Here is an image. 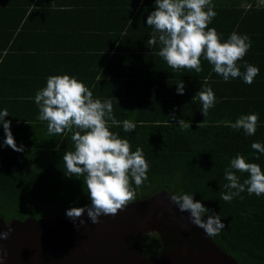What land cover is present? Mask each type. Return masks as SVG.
Returning a JSON list of instances; mask_svg holds the SVG:
<instances>
[{
    "label": "trees",
    "instance_id": "1",
    "mask_svg": "<svg viewBox=\"0 0 264 264\" xmlns=\"http://www.w3.org/2000/svg\"><path fill=\"white\" fill-rule=\"evenodd\" d=\"M71 5L68 0L61 3L56 0H0V65L5 64L7 81L11 88H16L13 98L35 105L30 107L26 118L4 117L11 122L15 142L18 147L23 146V151L0 147V217L9 222L66 215L70 207L91 203L83 178L65 175L63 155L74 150L72 133L65 131L62 135L49 136L47 121L38 119L39 107L35 103L36 92L46 86L49 76L68 74L97 95H93L94 99L102 102L111 99L113 115L120 124L110 130L128 139L133 151L137 147L143 149L150 168L148 179L136 189L134 201L161 190L172 195L193 193L195 200L216 212L225 224L218 235L211 236L213 242L232 255L237 264H264V194L249 195L244 191L231 202L221 199V193L228 191L224 188L228 183L225 169L237 153L247 162L259 164L264 171V153L251 147L254 141L264 144V4L251 0L245 8L214 6L216 16L209 24L223 33L229 31L224 21L240 22L237 33L247 34L252 43L245 57L237 62L238 66L244 72L247 61L259 68L251 84H246L242 77L225 81L213 71L214 66L201 57L202 71L199 73L170 67L178 73L167 78L169 86L176 87L183 81L188 84L187 90L182 95L177 90L159 93L158 97L164 100L158 101L159 104H150L152 97L147 101L138 99L139 92L134 91L138 78L134 72L145 65L151 66V62L155 67H164L167 63L156 54L159 51L121 45L126 28L106 34L110 42L108 47L104 44L99 50H91L85 43L68 44L58 51L60 48L53 43L68 38V34H60L57 26L51 37L54 20L51 12H64ZM138 15L133 14L135 18ZM254 18L260 27H250ZM243 19L249 22V27L243 25ZM121 48L135 50V53L122 59V55H116ZM115 63H120L116 73ZM204 86H210L216 97L214 107L205 117L196 94ZM140 93L147 97L149 92ZM170 108L177 113L175 118L173 114L166 117L160 114ZM140 113L148 115L138 117ZM250 113L259 116L255 135L248 136L242 129L230 127L239 116ZM181 119L190 127H181ZM125 120L134 122L135 130L125 132ZM0 129L4 133L2 123ZM4 139L2 134L0 144ZM237 175L242 183L248 174ZM154 236L149 233L140 238V249L146 256L154 253V247L148 244V239Z\"/></svg>",
    "mask_w": 264,
    "mask_h": 264
},
{
    "label": "clouds",
    "instance_id": "2",
    "mask_svg": "<svg viewBox=\"0 0 264 264\" xmlns=\"http://www.w3.org/2000/svg\"><path fill=\"white\" fill-rule=\"evenodd\" d=\"M215 16L212 0H155V10L147 17V25L154 28L147 45L155 46L159 42V56L173 69L186 68L199 73L202 71L201 57H204L214 66L213 71L225 81L242 77L246 84H251L259 74V68L245 61V71L241 72L237 63L251 47L250 37L234 31L222 42V34L209 27ZM177 85V93L182 95L185 84L179 81ZM196 94L205 117L215 105V94L210 86L202 87ZM35 103L39 107L38 119L47 121L49 136L62 135L65 131L72 133L74 150L66 151L63 155L65 175L82 177L91 201L90 205L70 207L66 210V216L74 224L79 220L83 225L85 221L82 217L86 211L87 217L95 224L99 223L102 215L115 216L132 203L136 198V189L148 179L150 165L142 148L137 147L133 151L128 139L110 130L112 126L120 124L113 115L112 100L102 102L94 99L92 91L83 82L63 74L47 78L46 86L35 94ZM8 115L6 108L0 111V123L5 133L0 147L9 146L15 151H23V146L18 147L15 142L11 122L4 119ZM258 120L256 113L243 114L230 127L242 129L246 135L253 136ZM179 124L185 129L190 127L183 119ZM135 128L134 122L123 121L125 132ZM251 147L264 153V144L260 142L254 141ZM237 173L248 175L241 183ZM224 176L228 181L224 188L228 191L221 193V199L226 202H231L244 191L249 195L264 194V171L259 164L247 162L242 154L237 153L230 160ZM170 199L181 212L189 213L191 222L202 228L207 236L218 235L225 227L221 217L200 200H195L193 193L173 194ZM12 231L11 227L7 231H0V240L8 239ZM2 259L3 256H0Z\"/></svg>",
    "mask_w": 264,
    "mask_h": 264
},
{
    "label": "water",
    "instance_id": "3",
    "mask_svg": "<svg viewBox=\"0 0 264 264\" xmlns=\"http://www.w3.org/2000/svg\"><path fill=\"white\" fill-rule=\"evenodd\" d=\"M171 195L161 190L115 216L102 215L95 224L86 211L83 225L66 215L9 222L0 217V231L13 229L0 240V264H237L191 222L189 213L179 210ZM152 232L160 235L162 248L146 257L140 238Z\"/></svg>",
    "mask_w": 264,
    "mask_h": 264
},
{
    "label": "crops",
    "instance_id": "4",
    "mask_svg": "<svg viewBox=\"0 0 264 264\" xmlns=\"http://www.w3.org/2000/svg\"><path fill=\"white\" fill-rule=\"evenodd\" d=\"M56 1L61 3L64 0ZM70 1L72 2V5L66 7V11L51 12L52 18L54 19L51 26V37L56 33L57 26H59L58 30L60 34H68V38H60L57 42L53 43L57 48H60L58 51L61 52V49L65 48L68 44H74V46H76L81 43H85L89 45L91 50H99V47H102L104 44V47H108L110 42L106 40V34L116 32L117 30H120V28L127 29V31H125L126 37L123 38L121 45L125 44L128 47H134L133 49L137 46L138 48L147 47L151 48L154 52H158L160 50L161 45L159 42H157L155 46L147 45L148 40L154 32V28L147 25V17L155 10V0H68V3ZM254 1L256 4H264V2L261 3L260 0ZM250 3L251 0H212V4L214 6L235 5L245 8V6ZM133 14L139 15L135 18ZM254 20L255 21L250 27H260L259 21L255 18ZM242 22L243 25L249 27V22H247V20L243 19ZM224 23V26L229 31H225L223 33L219 32L217 27L214 25L209 26L214 27L218 33L222 34V42L226 41L232 32H238V29L241 27L240 22L234 20L224 21ZM226 33H228V35ZM74 37L77 38L75 41L72 40ZM59 40H62V42H58ZM63 43H65L64 46ZM112 48L115 49L114 45ZM134 51L135 50L128 48H121L117 53H115L116 55H122V57H124L122 59H125L127 58L126 56H131ZM80 53L82 54L84 52L81 51ZM115 53L113 55H115ZM156 54L159 56L158 53ZM159 57L162 59L161 56ZM4 65H0V99L2 100L0 101V104L3 105L0 106V111H3L6 108L9 112V115L6 117L26 118L29 116L30 107L34 104H23L20 99L13 98V91H15L16 88H11L9 82L7 81L9 77L6 73L7 68ZM119 66L120 63L114 64L113 67L115 73L118 72ZM111 73H113V71ZM134 73L137 74L136 77L138 78L136 81L137 85H134L136 88L134 91L137 93L139 92V100L147 101L152 97L150 104H159L160 102L158 101H164L158 97L159 93L177 90L178 85L176 84V87L169 86V79L167 78L172 75H176L178 72L171 70L168 64L164 67H155L151 62V66L145 65L143 68L136 69ZM187 85L185 84L184 91L187 90ZM140 92L149 93H147V97H144V94ZM93 95L97 96L95 94ZM5 104L10 105L8 107L5 106ZM173 113L177 114L176 112H172V109L170 108L166 113L160 114L166 117L167 115H172ZM147 115L148 114L140 113L138 117H146ZM2 134L5 135V133H3L0 129V137Z\"/></svg>",
    "mask_w": 264,
    "mask_h": 264
},
{
    "label": "flooded vegetation",
    "instance_id": "5",
    "mask_svg": "<svg viewBox=\"0 0 264 264\" xmlns=\"http://www.w3.org/2000/svg\"><path fill=\"white\" fill-rule=\"evenodd\" d=\"M146 234H149V233H146ZM150 235H155L154 237L148 239V244L151 247H154V253L152 254V256H146L144 254L143 255L146 257H155L160 252V250L162 248V243L160 240V235L157 232H152V233H150Z\"/></svg>",
    "mask_w": 264,
    "mask_h": 264
},
{
    "label": "rangeland",
    "instance_id": "6",
    "mask_svg": "<svg viewBox=\"0 0 264 264\" xmlns=\"http://www.w3.org/2000/svg\"><path fill=\"white\" fill-rule=\"evenodd\" d=\"M260 2L262 3V2H264V0H260Z\"/></svg>",
    "mask_w": 264,
    "mask_h": 264
}]
</instances>
